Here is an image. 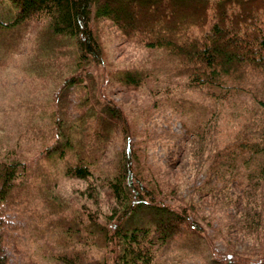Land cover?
Instances as JSON below:
<instances>
[{
    "label": "trees",
    "instance_id": "trees-1",
    "mask_svg": "<svg viewBox=\"0 0 264 264\" xmlns=\"http://www.w3.org/2000/svg\"><path fill=\"white\" fill-rule=\"evenodd\" d=\"M3 1L0 65L35 26L45 65L69 53L74 65L59 84L51 124L16 120L13 128L41 146L46 168L59 165L85 187L77 211L60 207L48 191L50 172L33 180L28 163L11 156L15 144L1 145L0 264H9L10 213L30 204L43 224L42 256L55 264H264V0ZM103 20L145 49L139 62L102 76L129 99L140 89L152 97L158 112L151 117L149 103L141 109L143 145L123 100L93 81L91 69L105 63L93 21ZM69 87L81 91L73 118ZM176 116L180 132L169 122ZM156 117L167 128L156 129ZM156 141L165 151L154 162ZM37 203L53 208V221ZM206 224L214 231L207 234Z\"/></svg>",
    "mask_w": 264,
    "mask_h": 264
},
{
    "label": "rangeland",
    "instance_id": "rangeland-1",
    "mask_svg": "<svg viewBox=\"0 0 264 264\" xmlns=\"http://www.w3.org/2000/svg\"><path fill=\"white\" fill-rule=\"evenodd\" d=\"M6 5L5 1L0 0V14L2 8ZM93 30L101 43L105 60L103 65H97L91 69L93 81L97 82L99 87L104 83L108 98L118 103H120L119 100H123L120 104L125 108L126 112H124L130 119V125L133 128L132 132L136 134L137 145H143L144 124L141 120L144 119V112L141 109L145 110L149 103V111L147 113L151 114L152 117V115L158 112L156 107H153L152 97L146 89H140L136 92L137 94L134 98L129 99L130 93H118L115 82L110 80L105 82L107 78L102 79V76L105 73H111L115 68L139 62V58L145 54V49L130 44L123 35L105 20L93 21ZM37 31H39V28L35 26L29 33H26L23 36V40L25 41L21 45L20 51L9 55L5 59V62L0 65V146L8 142V144H15V151L11 156H17L28 163V171L31 170L33 172L30 173L33 180H39L38 178H41L42 175H46L45 170L49 171L50 177L48 180L51 184L48 191L52 198L57 201L60 207L67 209L73 207L77 211L79 207L83 206L84 196L80 194V191L84 189L85 181L62 175L59 165H50V167L46 168L42 158H40L41 146L30 142L24 143L20 131L13 128V122H16V120H19V122L21 120L24 122L32 120L46 127L48 124L50 125L54 112L56 113L55 107L60 102L56 98L59 84L65 76L73 72L70 67L73 65L71 60L67 62V59L70 58V53L62 54L59 61H56L57 56H55L53 63L55 62L57 66L52 65L53 63L45 65L47 57L39 49V40L41 39L37 38ZM52 40H61V38ZM51 55L53 56L54 54ZM41 69L44 70L42 71ZM63 91L65 93L64 100L67 104V112L72 118L76 117L79 111L76 105H78L81 91L76 90L74 87H69ZM186 95L198 99L202 98L198 94L186 93ZM125 100L129 101L124 102ZM31 103L35 104V110L28 108V105ZM156 122L160 127H156V129L162 131L161 128H167L161 118L156 117ZM169 122L173 131H181V122L178 116ZM224 127L227 131L233 129V126L230 124ZM113 143H117V138L113 139ZM115 150L116 148L113 147L111 154L114 155ZM164 151V147L156 141L154 147H150L149 160L156 162V160L161 159L164 155ZM187 183L193 184L191 179H188L185 184ZM37 199L35 200L38 201ZM31 206L30 204L29 211L26 209L27 207L19 205L17 206L19 208L10 213V219L14 228L9 229L7 234L8 263L55 264L53 261H48L42 256L41 247L45 245L42 241L36 239V234L38 231L42 232L43 224L36 218L33 211L34 208L31 210ZM35 207L42 217H44L45 211L46 218L52 221L57 214L49 206L44 207L43 211L40 203L35 204ZM205 229H207V234L214 231L213 226L207 224ZM214 246L219 250L223 249L220 239L214 241ZM202 249L208 259L209 245L205 244L204 241L202 242ZM183 264H199V261L198 259H191L183 262Z\"/></svg>",
    "mask_w": 264,
    "mask_h": 264
}]
</instances>
